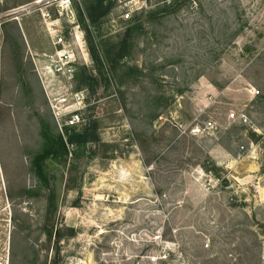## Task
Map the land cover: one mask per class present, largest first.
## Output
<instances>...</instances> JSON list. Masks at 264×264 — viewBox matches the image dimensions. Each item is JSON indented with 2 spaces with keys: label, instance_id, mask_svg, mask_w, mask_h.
Wrapping results in <instances>:
<instances>
[{
  "label": "rangeland",
  "instance_id": "1",
  "mask_svg": "<svg viewBox=\"0 0 264 264\" xmlns=\"http://www.w3.org/2000/svg\"><path fill=\"white\" fill-rule=\"evenodd\" d=\"M60 1L0 0V264H264V0ZM47 8L80 26L97 135L46 161L49 184Z\"/></svg>",
  "mask_w": 264,
  "mask_h": 264
},
{
  "label": "built area",
  "instance_id": "2",
  "mask_svg": "<svg viewBox=\"0 0 264 264\" xmlns=\"http://www.w3.org/2000/svg\"><path fill=\"white\" fill-rule=\"evenodd\" d=\"M71 5V0H61L57 4L56 10L60 18L67 11L73 15ZM41 16L46 23L53 52L41 54V58L35 59V65L53 113L57 131L63 137L69 154L72 155L76 144L69 140L70 136L83 131L91 123L90 116L87 115L88 92L86 89L73 87L80 57L89 56V53L83 35L81 37L78 35L80 26L75 21L72 22L73 28L69 35H66L63 28L58 25L59 20L53 21L48 8L41 10ZM77 47L81 53L78 52ZM229 119L240 123L248 121L244 114L236 111L230 112ZM214 125V122L210 120L205 122L204 126L206 129H213ZM206 247H209V244H206Z\"/></svg>",
  "mask_w": 264,
  "mask_h": 264
},
{
  "label": "trees",
  "instance_id": "3",
  "mask_svg": "<svg viewBox=\"0 0 264 264\" xmlns=\"http://www.w3.org/2000/svg\"><path fill=\"white\" fill-rule=\"evenodd\" d=\"M105 1L106 0H95L94 5H96V7H104ZM94 5H91L88 9L90 12V17H91L90 19H92L93 21L95 20H94V16H91V12L94 9ZM105 13L106 11L101 12L100 15L104 16ZM128 37H129V34H126L122 41L120 48L115 53L114 59L112 61L113 66L120 63L129 54L128 53ZM90 52L92 53L93 57L97 61H99L96 51L93 48L90 49ZM96 139H97L96 129L92 123H90V125L86 127L83 131L73 133L72 136L70 137L71 142H74L76 146L78 147L86 148V150H89L88 145L92 141H95ZM49 142H48L49 144L47 148H45L40 154L36 155V157L33 160V166H34L36 173L44 182H46V184L50 183V179L48 178V175H47L48 166L46 164V161L50 158L52 160L57 161L62 158L67 159L68 157V152L66 150V144L61 135L59 137L50 139Z\"/></svg>",
  "mask_w": 264,
  "mask_h": 264
}]
</instances>
